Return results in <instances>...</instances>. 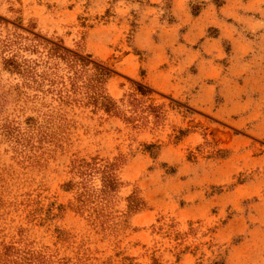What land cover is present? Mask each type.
Masks as SVG:
<instances>
[{
	"label": "rangeland",
	"instance_id": "obj_1",
	"mask_svg": "<svg viewBox=\"0 0 264 264\" xmlns=\"http://www.w3.org/2000/svg\"><path fill=\"white\" fill-rule=\"evenodd\" d=\"M243 2L264 6L0 0V264H264V158L239 164L227 125L145 81L190 24L241 33ZM222 162L233 178L209 182Z\"/></svg>",
	"mask_w": 264,
	"mask_h": 264
},
{
	"label": "crops",
	"instance_id": "obj_2",
	"mask_svg": "<svg viewBox=\"0 0 264 264\" xmlns=\"http://www.w3.org/2000/svg\"><path fill=\"white\" fill-rule=\"evenodd\" d=\"M241 8L245 14L238 16L233 12L227 15L240 23L241 33L235 32L233 23H228L218 27L217 36H206L208 24L204 27L190 24L183 34V42L173 48L176 56L168 60V68L154 69L148 65L145 81L151 89L183 100L189 108L209 114L218 124L227 125L231 131L232 157L243 155L245 158L246 153L252 151L245 162L239 161L244 165L250 158L258 161L264 158L262 149L253 151L257 138L264 137L256 114L258 106L264 102V6L243 2ZM250 12L258 13V17ZM222 40L228 41V52L223 50ZM198 41L197 48L189 46ZM191 66V72L185 71ZM217 91L221 99L215 105L213 96ZM246 135L254 138L251 139L254 142L237 149V143L244 142L242 136ZM223 164L214 167L209 182L224 183L233 178V168L221 170ZM258 183L250 180L238 184L232 193L251 196L256 193Z\"/></svg>",
	"mask_w": 264,
	"mask_h": 264
},
{
	"label": "trees",
	"instance_id": "obj_3",
	"mask_svg": "<svg viewBox=\"0 0 264 264\" xmlns=\"http://www.w3.org/2000/svg\"><path fill=\"white\" fill-rule=\"evenodd\" d=\"M210 36V35H209ZM104 99L105 98L103 95H101ZM113 165V164H112ZM112 166H108L107 168L111 169ZM118 184L117 178L115 177V175L112 172L107 171V175H105L104 177V186L105 188H107L106 190H111L114 189L116 187V185ZM105 190V191H106Z\"/></svg>",
	"mask_w": 264,
	"mask_h": 264
}]
</instances>
